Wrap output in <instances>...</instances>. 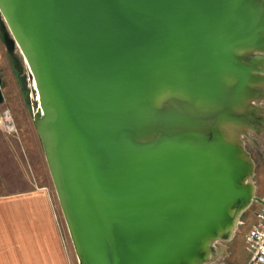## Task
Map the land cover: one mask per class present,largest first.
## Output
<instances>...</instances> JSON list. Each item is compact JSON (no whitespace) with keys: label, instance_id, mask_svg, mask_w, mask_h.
Here are the masks:
<instances>
[{"label":"water","instance_id":"1","mask_svg":"<svg viewBox=\"0 0 264 264\" xmlns=\"http://www.w3.org/2000/svg\"><path fill=\"white\" fill-rule=\"evenodd\" d=\"M0 35L78 264H208L264 202V0H0Z\"/></svg>","mask_w":264,"mask_h":264},{"label":"rangeland","instance_id":"2","mask_svg":"<svg viewBox=\"0 0 264 264\" xmlns=\"http://www.w3.org/2000/svg\"><path fill=\"white\" fill-rule=\"evenodd\" d=\"M0 44L2 45L1 35ZM2 60L4 66L0 76L4 100L0 103V193L28 187L45 191L51 199L56 227L58 229L59 223L65 237L64 251L69 264H78L32 117L35 89L33 79L29 76L27 68L23 70V79H17L11 59L5 50ZM258 104L264 106V99L258 101ZM249 133L256 140V144L251 138L243 137L244 146L255 164L252 177L255 195L264 200V135H254L251 131ZM258 208L259 203L254 201L242 212L232 238L222 242L221 248H216L217 254L208 264L246 263L244 237L254 222Z\"/></svg>","mask_w":264,"mask_h":264},{"label":"crops","instance_id":"3","mask_svg":"<svg viewBox=\"0 0 264 264\" xmlns=\"http://www.w3.org/2000/svg\"><path fill=\"white\" fill-rule=\"evenodd\" d=\"M50 200L32 187L0 193V264H69Z\"/></svg>","mask_w":264,"mask_h":264},{"label":"built area","instance_id":"4","mask_svg":"<svg viewBox=\"0 0 264 264\" xmlns=\"http://www.w3.org/2000/svg\"><path fill=\"white\" fill-rule=\"evenodd\" d=\"M58 230L65 250V237L59 223ZM244 248L247 255L245 264H264V202L259 204V208L255 212L254 222L245 234Z\"/></svg>","mask_w":264,"mask_h":264},{"label":"flooded vegetation","instance_id":"5","mask_svg":"<svg viewBox=\"0 0 264 264\" xmlns=\"http://www.w3.org/2000/svg\"><path fill=\"white\" fill-rule=\"evenodd\" d=\"M9 56V55H8ZM10 57V56H9ZM10 59H11V63H12V68H13V70L16 72V74H17V76L19 77H17V79H19L20 81L23 79V71H21V72H19V71H17L16 69H15V63H14V61L12 60V58L10 57ZM2 81V80H1ZM3 100H4V98H3ZM260 128H262V130H260V133H255V132H253V131H251L254 135H264V125H260ZM244 138H251L252 139V141L256 144V140L255 139H253V137H251L250 136V133L248 134V136H245ZM222 242H220V244H221Z\"/></svg>","mask_w":264,"mask_h":264},{"label":"bare ground","instance_id":"6","mask_svg":"<svg viewBox=\"0 0 264 264\" xmlns=\"http://www.w3.org/2000/svg\"><path fill=\"white\" fill-rule=\"evenodd\" d=\"M33 84H34V82H33Z\"/></svg>","mask_w":264,"mask_h":264}]
</instances>
